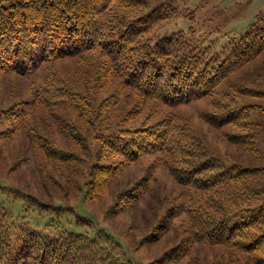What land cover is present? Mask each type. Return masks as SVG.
<instances>
[{
  "label": "rangeland",
  "instance_id": "374dc122",
  "mask_svg": "<svg viewBox=\"0 0 264 264\" xmlns=\"http://www.w3.org/2000/svg\"><path fill=\"white\" fill-rule=\"evenodd\" d=\"M144 3L119 15L164 14L150 42L183 31L211 61L264 19V0ZM105 61L90 52L34 77L0 73V209L59 237L71 229L94 238L87 252L100 264H252L240 250L197 242L184 210L218 216L214 202L223 201L222 211L241 212L255 192L237 180L205 189L179 177L189 161L205 168L226 160L256 170L264 190V52L211 96L180 105L126 86ZM110 131L123 134L125 153L103 146ZM78 253L69 264H87Z\"/></svg>",
  "mask_w": 264,
  "mask_h": 264
},
{
  "label": "trees",
  "instance_id": "16d2710c",
  "mask_svg": "<svg viewBox=\"0 0 264 264\" xmlns=\"http://www.w3.org/2000/svg\"><path fill=\"white\" fill-rule=\"evenodd\" d=\"M143 5L144 0H0V73L34 77L43 66L58 60L99 52L126 86L145 97L180 105L211 96L229 75L264 52V19L219 60L215 54L208 60L207 52L192 45L183 31L152 43L146 35L152 25L165 19L164 14L127 18L118 11ZM121 136L110 131L102 144L112 152L125 153L128 147L120 144ZM220 162L216 166L214 159L202 168L189 161L180 182L207 189L210 181L237 180L247 186L245 191L255 192L248 198H255L241 210L243 214L235 209L222 211L223 201L214 202L220 208L218 216L184 210L189 212L193 235L197 242L237 249L248 254L252 264H264V190L254 183L257 172L239 163ZM8 213L0 209V264H69L78 260V249L87 264L102 261L91 250L87 252V247L97 245L94 238L71 229L59 237L35 229L26 217L17 222Z\"/></svg>",
  "mask_w": 264,
  "mask_h": 264
}]
</instances>
